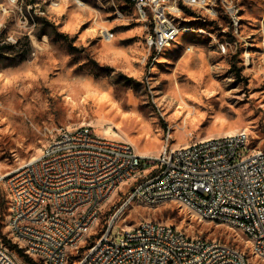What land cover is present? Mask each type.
I'll return each mask as SVG.
<instances>
[{
  "label": "rangeland",
  "instance_id": "1",
  "mask_svg": "<svg viewBox=\"0 0 264 264\" xmlns=\"http://www.w3.org/2000/svg\"><path fill=\"white\" fill-rule=\"evenodd\" d=\"M93 1L112 3L0 0V45L8 47L0 54V175L41 155L59 129L82 125L109 132L118 141L129 143L139 156H156L167 129L172 148L243 131L249 147L264 153V0H231L236 9L234 25L225 11H219L218 0H209L203 9L180 1L186 8H179L172 20L190 31L154 61L145 42L151 17L141 18L136 2L113 0L120 5H111L110 18L101 21L86 8ZM73 9L85 18L71 19ZM211 13L217 14L216 20ZM185 16L189 18L183 19ZM40 19L51 25L47 36H39ZM137 26H143L144 32L134 36L135 44L116 40L117 34ZM53 28L73 39L75 49L59 40ZM104 41L114 43L113 49L102 52ZM134 46L138 51L134 61L116 58L118 50ZM189 47L191 52L185 53ZM190 55L193 64L190 58L180 63ZM5 189V183L1 184L0 242L20 264H26L7 235L10 202ZM119 199L117 192L100 215H109ZM144 220L164 222L189 236L247 251L241 233L202 221L173 202L155 207L133 202L111 236ZM101 224L99 216L95 228ZM248 257L252 264H264L249 253Z\"/></svg>",
  "mask_w": 264,
  "mask_h": 264
},
{
  "label": "built area",
  "instance_id": "2",
  "mask_svg": "<svg viewBox=\"0 0 264 264\" xmlns=\"http://www.w3.org/2000/svg\"><path fill=\"white\" fill-rule=\"evenodd\" d=\"M130 2H137L141 18L151 17L149 46L155 55L177 30L171 28L169 7L182 8L180 0ZM218 3L234 25L231 0ZM242 134L172 148L167 129L158 154L139 157L130 144L98 136L88 125L59 129L41 155L0 175V187L1 179H8L5 192L15 196L7 235L23 260L34 252L32 264H245L236 246L179 235V228L160 221L144 220L111 236L133 202L152 207L173 202L199 219L236 227L264 259V163L244 145ZM109 192H120V199L109 215L96 214ZM71 212H79V220L70 221ZM94 216L102 217L99 228H92ZM19 221H26V228H19ZM78 236H88L83 251H74ZM7 251L0 242V264H15Z\"/></svg>",
  "mask_w": 264,
  "mask_h": 264
},
{
  "label": "bare ground",
  "instance_id": "3",
  "mask_svg": "<svg viewBox=\"0 0 264 264\" xmlns=\"http://www.w3.org/2000/svg\"><path fill=\"white\" fill-rule=\"evenodd\" d=\"M111 1H113V0H111ZM164 1H166V0H164ZM173 1L176 2V0H173ZM180 1L181 2L183 1V3H185L189 7H197V8H201V9H203V7H205L207 5V3L209 2V0H180ZM9 2L16 3L17 0H9ZM162 2H163V0H146V4H154V3H162ZM136 9H137V12L139 13V15L141 16V12H139L137 2H136ZM171 9L172 10H169V12L171 14H177V13H179V8L178 9L171 8ZM212 13H214V12H212ZM140 16H138V17L140 18ZM176 18H178V17H176ZM171 28L172 29H177V30L174 33V35H173L172 38H164V43H162L160 45L159 50H157L155 52L154 58L157 57V56H159L162 52H164V50L167 47H169L172 43L176 42L181 35H186L190 31L187 27H182V26L179 27L174 22V20L171 21ZM145 42H146V46L148 48V51L149 52L151 51L154 54L153 48H151L149 46L150 33L147 36ZM235 134L236 133L226 134V135H235ZM242 141H243V143H244L245 146L249 147V144H250L249 143V138H248V135L245 132H243V134H242ZM124 143H127V142H124ZM127 144H129V143H127ZM251 152H254V155L258 159H262V161L264 163V153L262 151L256 150V149H251ZM137 156H139V155L137 154ZM139 157H147V156H139ZM3 183H5L6 188L8 189V179H1V184H3ZM116 193L117 192H109V193H107V195L105 196V200H103L101 203H99V207H96V214H100V211H101L102 207L106 203H108L109 200L112 198V196L115 195ZM8 196H9V202H10L8 220H12L13 208L15 206V196H14V193L13 192H8ZM181 207H183V206H181ZM183 208H185V207H183ZM188 211L191 212L195 217H197V215L193 211H190V210H188ZM77 220H79V212H71L70 213V221H77ZM200 220L211 223V219L210 218H201ZM98 222H99V216H94V219H92V228H95L97 226ZM19 228H26V221H19ZM229 228H231V229H233V230H235V231L238 232V229L236 227H229ZM7 230H8V234H11V227L10 226H7ZM238 233H240V232H238ZM179 235H188V234H187V231L185 233L182 229H179ZM241 235L245 238V241H246V244L247 245H246V247L245 246L244 247L247 249L248 252L245 251V250L243 251L242 249H239V247H235V254H244L245 264H252L250 262V258L248 257V253L250 254V257L255 258V259H260V260H263L264 261V259L262 257H259L258 247L256 245H253V240H251V238L249 236H245L243 233H241ZM87 238H88V236H78L77 237V243L74 244V251H79V248L81 247L82 244H85V241H86ZM27 255H29L32 258H34V252H27ZM7 258L9 259V261H15V264H20L17 261L15 255H13L12 253H10L9 251H7Z\"/></svg>",
  "mask_w": 264,
  "mask_h": 264
},
{
  "label": "crops",
  "instance_id": "4",
  "mask_svg": "<svg viewBox=\"0 0 264 264\" xmlns=\"http://www.w3.org/2000/svg\"><path fill=\"white\" fill-rule=\"evenodd\" d=\"M105 2L106 1H103V2H101V1L94 2L93 1L91 3L88 2V4L90 3V6L88 5L86 8L88 9V7H89V9H91L94 12L96 19H100L101 21H106L107 18H110L109 15L112 12V10H109V9L112 8L111 5L117 7L118 5H120V3H119V1H112V3H110L111 5H107V4H105ZM69 15H70V18L71 19H75L79 14L76 13V11L73 9V10H71L69 12ZM79 16L82 19L85 18V16H84L83 13L80 14ZM114 21H118V19H115ZM141 27L142 28H140V26L139 27L137 26L138 29L136 28L134 31L133 30H126V31H124L122 33L117 34L116 40L119 41V42H125V43H133V44H135L134 43L135 41L133 40L134 39V36L140 34L142 31L144 32V27L143 26H141ZM107 31H110V32L113 33L112 40L114 41V39H115L114 32L111 29L110 30H107ZM112 40H110V41H112ZM110 41H108V42L107 41H104V44L102 45V52H108V51H110V50L113 49L114 43H112ZM108 44H110L111 46H107ZM126 45H129L130 46V44H126ZM117 52L118 53H114L116 55V58H118L120 60H122V58H123L128 63H130L131 61H134V59L138 55V51H137V48H135V46H134V48H127V49H124L123 48V49L118 50ZM190 52H191V50L189 52H186L185 51V53H190ZM188 58L191 59V63L193 64L194 59L192 58L191 55L188 56L187 58L182 59V61L180 63H182L184 60H186ZM134 71L136 72V70H134ZM90 127L93 129V131H94L95 134L97 132V133H100L102 137H105V138H108V139H111V140H116V141L119 140V139H115L114 138L115 136L112 137L109 134V132H103L102 130L100 131V130H98L96 128L94 130V126L93 127L90 126ZM201 139H203V138H201Z\"/></svg>",
  "mask_w": 264,
  "mask_h": 264
},
{
  "label": "trees",
  "instance_id": "5",
  "mask_svg": "<svg viewBox=\"0 0 264 264\" xmlns=\"http://www.w3.org/2000/svg\"><path fill=\"white\" fill-rule=\"evenodd\" d=\"M32 3H29V5H31ZM186 7H183L182 9L184 10ZM41 23H42V26L40 28V33H39V36L40 37H43V36H47V33H46V29L47 27H50L51 25L45 21V19H40ZM53 34L61 41L65 42L68 47L71 49V50H74L75 48L73 47L72 45V40L73 39H70L66 34H63V33H59L56 28H53ZM8 47H5L4 45H0V54H3V52L5 51V49H7ZM10 49H12L13 47H9ZM18 49L21 48V46H18L17 47ZM23 60V59H22ZM21 60V61H22ZM8 198V196H7ZM9 199V198H8ZM7 228V226H6ZM8 234V233H7ZM88 243V238L86 239L85 241V245ZM13 248H16V247H13ZM15 253L17 254V256L21 259L22 258V254L19 250H15ZM28 259H34L32 258L31 256L27 255V259L24 260V262L26 264H32V262Z\"/></svg>",
  "mask_w": 264,
  "mask_h": 264
}]
</instances>
